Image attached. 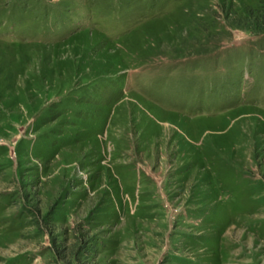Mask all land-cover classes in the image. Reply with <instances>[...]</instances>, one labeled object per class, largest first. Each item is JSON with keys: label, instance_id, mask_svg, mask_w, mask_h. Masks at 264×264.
Instances as JSON below:
<instances>
[{"label": "rangeland", "instance_id": "374dc122", "mask_svg": "<svg viewBox=\"0 0 264 264\" xmlns=\"http://www.w3.org/2000/svg\"><path fill=\"white\" fill-rule=\"evenodd\" d=\"M0 264H264V0H0Z\"/></svg>", "mask_w": 264, "mask_h": 264}]
</instances>
